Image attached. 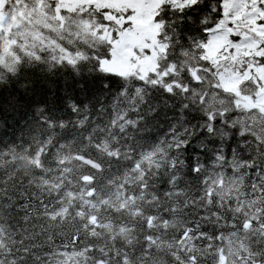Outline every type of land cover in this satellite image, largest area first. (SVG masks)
<instances>
[{
  "label": "snow or ice",
  "instance_id": "1",
  "mask_svg": "<svg viewBox=\"0 0 264 264\" xmlns=\"http://www.w3.org/2000/svg\"><path fill=\"white\" fill-rule=\"evenodd\" d=\"M3 129L41 138L20 148L37 164L77 141L82 160L101 143L126 159L157 155L165 171L150 183L163 177L165 198L199 181L191 204L159 213L167 225L168 213L194 210L178 247L169 241L172 264H229L232 241V264H264V0H0ZM154 243L146 237L143 264H155Z\"/></svg>",
  "mask_w": 264,
  "mask_h": 264
},
{
  "label": "trees",
  "instance_id": "2",
  "mask_svg": "<svg viewBox=\"0 0 264 264\" xmlns=\"http://www.w3.org/2000/svg\"><path fill=\"white\" fill-rule=\"evenodd\" d=\"M4 131L8 135L3 136L0 148L13 142L17 145L13 153L0 158V258L5 264L18 256L27 259L17 264H121L125 252L129 264H143L140 257L149 235L155 240L151 252L155 264H172L169 241L178 247L175 238L194 210L168 213L172 219L167 225L160 223L159 213L170 206L182 207V202L191 204L199 195L195 177L188 178L190 189L165 198L166 180L162 177L155 188L150 183L157 170L165 171L162 159L155 154L141 155L142 161L140 157L126 159L122 149L112 150L111 144L106 148L101 143L98 152L84 149V156L95 154L91 158L94 164L87 166L77 163L81 159L73 154L81 143L77 141L51 159L41 154L37 164L20 148L29 144L35 148L41 138L26 130L23 140L13 141L12 130H0V135ZM109 150L111 155H107ZM117 155L119 161L113 159ZM134 163L139 167H132ZM96 164L101 167H94ZM84 175H93L95 183L84 180ZM184 186L181 181L180 187ZM93 187L96 192L89 195ZM237 191L243 192V188L238 186ZM221 192L226 200L237 195ZM149 223L151 228L146 227ZM165 228L166 236L162 234ZM185 243L191 246L190 240ZM239 247L234 241L226 244L229 264L232 255L239 254ZM211 260L209 257L200 264H211Z\"/></svg>",
  "mask_w": 264,
  "mask_h": 264
},
{
  "label": "bare ground",
  "instance_id": "3",
  "mask_svg": "<svg viewBox=\"0 0 264 264\" xmlns=\"http://www.w3.org/2000/svg\"><path fill=\"white\" fill-rule=\"evenodd\" d=\"M71 150H75V149H70V151ZM48 151H44V153H47ZM26 154H28L29 155V149L26 151ZM43 154V153H42ZM57 155H58V153H57ZM56 155V156H57ZM86 156H91V158L93 157V156H95V154H92V153H89V154H86ZM140 160L142 161V159H141V157H140ZM77 163H79V164H84V165H87V166H92L93 164H94V162L91 160V161H88V160H79Z\"/></svg>",
  "mask_w": 264,
  "mask_h": 264
},
{
  "label": "rangeland",
  "instance_id": "4",
  "mask_svg": "<svg viewBox=\"0 0 264 264\" xmlns=\"http://www.w3.org/2000/svg\"><path fill=\"white\" fill-rule=\"evenodd\" d=\"M28 149H25V151H27ZM238 255V254H237Z\"/></svg>",
  "mask_w": 264,
  "mask_h": 264
}]
</instances>
